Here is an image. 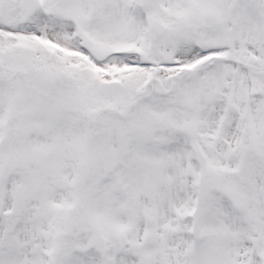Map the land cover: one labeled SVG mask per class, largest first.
<instances>
[{
	"label": "snow or ice",
	"instance_id": "6c2138e0",
	"mask_svg": "<svg viewBox=\"0 0 264 264\" xmlns=\"http://www.w3.org/2000/svg\"><path fill=\"white\" fill-rule=\"evenodd\" d=\"M0 264H264V0H0Z\"/></svg>",
	"mask_w": 264,
	"mask_h": 264
}]
</instances>
